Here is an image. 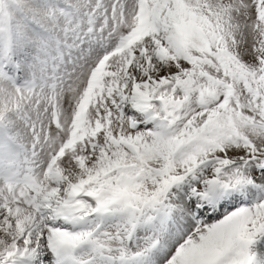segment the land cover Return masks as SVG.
<instances>
[{
  "label": "snow or ice",
  "instance_id": "6c2138e0",
  "mask_svg": "<svg viewBox=\"0 0 264 264\" xmlns=\"http://www.w3.org/2000/svg\"><path fill=\"white\" fill-rule=\"evenodd\" d=\"M0 264H264V0H0Z\"/></svg>",
  "mask_w": 264,
  "mask_h": 264
}]
</instances>
